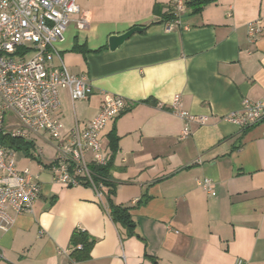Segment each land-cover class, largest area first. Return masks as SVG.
I'll return each instance as SVG.
<instances>
[{"label": "crops", "instance_id": "0c3cea01", "mask_svg": "<svg viewBox=\"0 0 264 264\" xmlns=\"http://www.w3.org/2000/svg\"><path fill=\"white\" fill-rule=\"evenodd\" d=\"M177 1L76 0L89 29L71 24L56 45L68 71L93 86L90 98L76 103L61 91L55 115L65 136L84 129L107 97L126 101L100 139L112 156L111 135L118 137L113 202L130 208L135 234L110 218L92 189L54 182L48 165L55 150L39 133L36 141L52 150L47 162L16 151V166L38 176L41 195L32 213H13L10 223L0 218V264H264V126L242 130L226 120L244 98L264 99V33L252 42L247 31L264 17V0H215L200 13L187 8L173 30L150 26L161 20L156 5ZM135 26L149 27L110 51L109 37ZM76 45L91 52H74ZM176 96L183 110L208 119L193 124L184 141ZM78 233L94 242L80 262L72 258Z\"/></svg>", "mask_w": 264, "mask_h": 264}, {"label": "built area", "instance_id": "2783aa9c", "mask_svg": "<svg viewBox=\"0 0 264 264\" xmlns=\"http://www.w3.org/2000/svg\"><path fill=\"white\" fill-rule=\"evenodd\" d=\"M185 11L184 2L177 1V19L167 23L168 31L181 25ZM89 18L76 0H0V135L35 144L39 133L47 134L55 150L48 165L54 182L90 188L100 206H105L107 188L95 181L91 166H107L110 162L111 154L104 151L100 136L108 122L125 110V99L107 97L98 115L84 129L74 127L68 136L55 115L61 108V91H68L74 103L88 100L93 93L89 78L71 74L56 48L71 24L81 32L87 31ZM247 31L250 40L256 42L264 33V17L248 23ZM56 57L59 65H53ZM172 107L184 122L180 141L191 135L193 124L203 125L208 120L183 110L180 96L175 97ZM226 120L242 130L264 126V99L244 98L241 110L226 116ZM89 154L92 161L87 159ZM44 156V149L35 144L32 157L42 161ZM16 158V151L0 144V218L8 223L14 221L13 213H32L41 195L38 176L28 169L19 170ZM201 185L207 193L216 195L211 181L204 180ZM0 228L5 226L0 223Z\"/></svg>", "mask_w": 264, "mask_h": 264}, {"label": "trees", "instance_id": "16d2710c", "mask_svg": "<svg viewBox=\"0 0 264 264\" xmlns=\"http://www.w3.org/2000/svg\"><path fill=\"white\" fill-rule=\"evenodd\" d=\"M215 0H187L184 2L186 9H192L193 13H200L202 9L213 3ZM176 3L171 6H160L156 5L154 8V15L160 17L161 20L158 22H153L150 26L155 24H163L174 21L177 19L175 14ZM164 10H166L164 12ZM149 26H146L148 28ZM107 49V46L104 49ZM103 48L95 51L99 52ZM74 52L89 53L91 52L85 46L76 45L74 47ZM157 105V104H156ZM0 144L7 149L14 151H24L30 157H32V151L35 149V144L33 142H28L21 138H13L11 136L0 135ZM110 147L112 151V156L110 162L107 166H91L93 173L95 174V181L101 182L106 188L107 192L105 193L106 204L101 205V207L108 213L110 218L117 224L120 223L122 226L127 228L130 235L135 234V224L130 215L129 207L117 206L113 202V196L116 192V184L111 175L112 163L115 159V155L118 149V137L115 134L111 135ZM33 158V157H32ZM34 159V158H33ZM40 163L41 161L38 160ZM144 201L140 200L138 204H142ZM107 207V208H106ZM94 242L89 239L85 233H78L73 240V253L72 258L74 261L80 262L85 261L90 258V252L93 248ZM81 246V248H79Z\"/></svg>", "mask_w": 264, "mask_h": 264}, {"label": "water", "instance_id": "95a60500", "mask_svg": "<svg viewBox=\"0 0 264 264\" xmlns=\"http://www.w3.org/2000/svg\"><path fill=\"white\" fill-rule=\"evenodd\" d=\"M146 31L145 26H135L125 32L112 34L108 39L110 51L114 52L121 48L129 39L136 34H142Z\"/></svg>", "mask_w": 264, "mask_h": 264}, {"label": "rangeland", "instance_id": "374dc122", "mask_svg": "<svg viewBox=\"0 0 264 264\" xmlns=\"http://www.w3.org/2000/svg\"><path fill=\"white\" fill-rule=\"evenodd\" d=\"M36 144H37V146H39V147H41V148L44 149L46 155H48V154L50 155L52 153V150L49 147H47L44 144H42V142H40V141L37 140L36 141ZM43 160L45 162H47L48 158L47 157H43Z\"/></svg>", "mask_w": 264, "mask_h": 264}]
</instances>
